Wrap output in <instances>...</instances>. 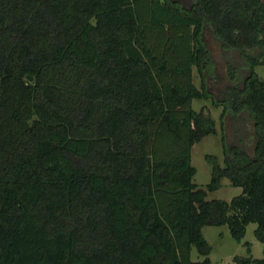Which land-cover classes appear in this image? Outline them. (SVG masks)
Here are the masks:
<instances>
[{
  "label": "trees",
  "instance_id": "1",
  "mask_svg": "<svg viewBox=\"0 0 264 264\" xmlns=\"http://www.w3.org/2000/svg\"><path fill=\"white\" fill-rule=\"evenodd\" d=\"M257 65L264 0H0V264H209L205 225L240 240L255 223L264 244ZM193 99L230 119L224 165L206 157V190L241 187L229 201L192 181L191 148L216 132Z\"/></svg>",
  "mask_w": 264,
  "mask_h": 264
},
{
  "label": "rangeland",
  "instance_id": "2",
  "mask_svg": "<svg viewBox=\"0 0 264 264\" xmlns=\"http://www.w3.org/2000/svg\"><path fill=\"white\" fill-rule=\"evenodd\" d=\"M206 43L211 50L213 57L216 59V71L225 73L224 60L221 58L222 51L219 43L213 38L212 34L205 30L204 32ZM236 56V54H233ZM232 60V58H230ZM234 60V59H233ZM236 65L237 62H234ZM254 71L258 77L264 81V65H257ZM193 82L196 87H200V75L196 67L192 68ZM221 83L214 82V79L208 81V87L212 93L218 95L217 88ZM192 108L199 111L205 108L211 117L215 120L216 132L204 136L200 141L193 144L191 148V165L195 168V174L192 181L199 187L206 190V185L209 183L212 172V163L207 160V155L215 157L220 166L224 165V152L221 142L223 128L227 136L231 133L230 119L228 116L220 119L222 106L214 107L211 99H193ZM230 137V136H229ZM241 192V187L233 186L227 177H222L220 187L216 190H206V199H223L229 201L233 196ZM255 223H249L246 226L244 236L240 240L234 239L226 225H205L202 228V234L210 246L208 253L209 264H237L233 257L250 255L253 258H261L263 256L264 244L259 241L255 234ZM248 243V246L245 244ZM249 248V252L247 250ZM191 260L202 261L204 256L198 254L195 247L191 249Z\"/></svg>",
  "mask_w": 264,
  "mask_h": 264
},
{
  "label": "water",
  "instance_id": "3",
  "mask_svg": "<svg viewBox=\"0 0 264 264\" xmlns=\"http://www.w3.org/2000/svg\"><path fill=\"white\" fill-rule=\"evenodd\" d=\"M27 78L30 80L31 79V76L28 75Z\"/></svg>",
  "mask_w": 264,
  "mask_h": 264
}]
</instances>
